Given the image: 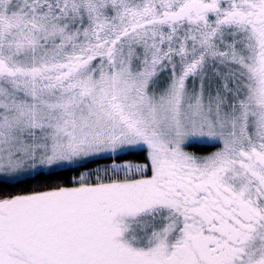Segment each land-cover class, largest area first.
Returning a JSON list of instances; mask_svg holds the SVG:
<instances>
[{"label": "snow or ice", "instance_id": "6c2138e0", "mask_svg": "<svg viewBox=\"0 0 264 264\" xmlns=\"http://www.w3.org/2000/svg\"><path fill=\"white\" fill-rule=\"evenodd\" d=\"M0 264H264V0H0Z\"/></svg>", "mask_w": 264, "mask_h": 264}]
</instances>
